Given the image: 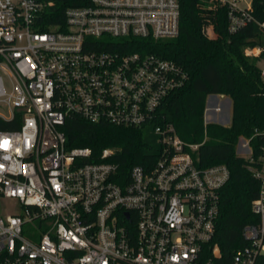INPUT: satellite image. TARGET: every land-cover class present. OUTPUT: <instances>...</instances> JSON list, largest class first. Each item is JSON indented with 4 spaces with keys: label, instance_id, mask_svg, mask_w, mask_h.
<instances>
[{
    "label": "built area",
    "instance_id": "1",
    "mask_svg": "<svg viewBox=\"0 0 264 264\" xmlns=\"http://www.w3.org/2000/svg\"><path fill=\"white\" fill-rule=\"evenodd\" d=\"M211 2L210 10L225 8L229 33L256 21L253 0ZM46 6L52 3L0 0V70L11 84L0 76L7 111L0 118H22L19 130L0 131V199L20 204L0 216V264H228L212 243L230 169L198 167L199 146L157 123L186 74L155 55L107 50L176 38L181 0H90L67 9L65 25L42 32ZM256 51L263 53H246ZM71 116L151 128L162 151L152 165L123 172L111 149L95 158L90 148L68 146L63 127ZM205 116L206 125L224 121L209 100ZM250 141L240 138L238 152L260 183L257 220L243 228L246 245L229 264H261L264 256V145L256 159Z\"/></svg>",
    "mask_w": 264,
    "mask_h": 264
},
{
    "label": "trees",
    "instance_id": "2",
    "mask_svg": "<svg viewBox=\"0 0 264 264\" xmlns=\"http://www.w3.org/2000/svg\"><path fill=\"white\" fill-rule=\"evenodd\" d=\"M52 3L40 15V31L65 25L66 11L86 6L90 0H36ZM201 0H181L180 32L165 40L134 39L116 42L107 50L155 55L175 63L186 74L185 83L174 90L159 108L158 124H172L187 144L198 145L193 157L198 167L223 164L230 179L220 193V215L212 245H218L222 260L230 263L235 251L246 245L242 230L257 218L252 205L260 183L249 160L237 154L241 137L251 140L259 159L264 145V79L260 59L264 58V0H253L255 22L236 33L228 32L225 8L210 10ZM263 49L259 57L247 49ZM225 95L232 100L229 126L205 124L207 100ZM22 125L18 114L13 120L0 118V131H16ZM63 131L70 148H90L97 158L105 149L114 151L111 161L123 172L133 166L148 167L159 157L162 145L151 128L122 127L107 122L89 123L79 116L67 119ZM264 264V256L261 258Z\"/></svg>",
    "mask_w": 264,
    "mask_h": 264
},
{
    "label": "rangeland",
    "instance_id": "3",
    "mask_svg": "<svg viewBox=\"0 0 264 264\" xmlns=\"http://www.w3.org/2000/svg\"><path fill=\"white\" fill-rule=\"evenodd\" d=\"M212 2L211 0H201V5H203L202 7H205V8H209L210 6H212ZM256 54L258 53L257 51L255 52ZM259 55V54H257ZM261 56V54L259 55ZM259 56H255V57H259ZM260 66L261 68H264V58L260 59ZM0 76H2L5 80V83H6V86L7 88L10 90L11 89V84H10V81H9V78H8V75L3 71V70H0ZM221 96H224L225 98H229L228 96H225V95H221ZM216 98L212 97L209 99V104L210 106H213L216 102ZM223 116L222 118L224 119L227 112H228V104L227 103H224L223 104ZM0 114H4V115H7V111L6 109H4L3 107L0 106ZM206 118V116H205ZM231 120H232V109L230 110V121H229V125L231 124ZM209 124H219V125H222V126H229L228 124H221V123H217V122H211ZM242 138V137H241ZM238 148H239V141H238V144H237V154L240 156L239 152H238ZM20 211V204L17 200H14V199H6V198H2L0 199V216H3V217H6L8 215H12L13 213H17Z\"/></svg>",
    "mask_w": 264,
    "mask_h": 264
},
{
    "label": "crops",
    "instance_id": "4",
    "mask_svg": "<svg viewBox=\"0 0 264 264\" xmlns=\"http://www.w3.org/2000/svg\"><path fill=\"white\" fill-rule=\"evenodd\" d=\"M212 97H214V98H216V102H215V104L213 105V106H211V107H218V106H220V107H222V109H223V104L224 103H229L230 102V110L232 109V100L230 99V98H225L224 96H221V95H212V96H209V99L210 98H212ZM208 99V100H209ZM214 112H211V114H210V117L211 118H213L214 116V114H213ZM223 114H224V112H223ZM228 125H229V123H228Z\"/></svg>",
    "mask_w": 264,
    "mask_h": 264
},
{
    "label": "water",
    "instance_id": "5",
    "mask_svg": "<svg viewBox=\"0 0 264 264\" xmlns=\"http://www.w3.org/2000/svg\"><path fill=\"white\" fill-rule=\"evenodd\" d=\"M230 121V102L228 103V112L224 118L223 124H228Z\"/></svg>",
    "mask_w": 264,
    "mask_h": 264
},
{
    "label": "clouds",
    "instance_id": "6",
    "mask_svg": "<svg viewBox=\"0 0 264 264\" xmlns=\"http://www.w3.org/2000/svg\"><path fill=\"white\" fill-rule=\"evenodd\" d=\"M4 142H5V146H7L8 142L6 140Z\"/></svg>",
    "mask_w": 264,
    "mask_h": 264
},
{
    "label": "snow or ice",
    "instance_id": "7",
    "mask_svg": "<svg viewBox=\"0 0 264 264\" xmlns=\"http://www.w3.org/2000/svg\"><path fill=\"white\" fill-rule=\"evenodd\" d=\"M4 146H5V142H4Z\"/></svg>",
    "mask_w": 264,
    "mask_h": 264
}]
</instances>
